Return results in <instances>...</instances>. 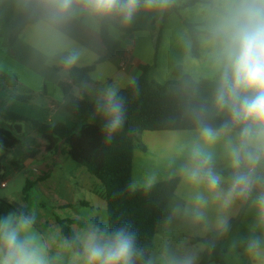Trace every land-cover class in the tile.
Instances as JSON below:
<instances>
[{"label":"clouds","instance_id":"9594fccd","mask_svg":"<svg viewBox=\"0 0 264 264\" xmlns=\"http://www.w3.org/2000/svg\"><path fill=\"white\" fill-rule=\"evenodd\" d=\"M175 0H21V7L37 20L41 35L58 39L69 21L83 17L95 26L114 21L129 25L137 13L163 12ZM199 43L215 76L211 110L227 119L219 127L208 122V108L190 103L193 140L182 185L191 193L184 214L194 226L220 232L229 228V214L238 201L251 200L257 222L264 228V0H202ZM81 52L61 57L64 69L77 65ZM107 139L125 122V108L114 86L97 103ZM223 145L227 177L216 170L215 148ZM175 211L179 212L177 208ZM214 212V215H210ZM36 212L10 210L0 215V264H56L49 245L35 230ZM61 248L71 252V264H136L143 257L137 235L127 226L109 230L88 222ZM246 253L264 264V235L248 239ZM195 255H170L166 264H195ZM152 264V261H147Z\"/></svg>","mask_w":264,"mask_h":264},{"label":"crops","instance_id":"0c3cea01","mask_svg":"<svg viewBox=\"0 0 264 264\" xmlns=\"http://www.w3.org/2000/svg\"><path fill=\"white\" fill-rule=\"evenodd\" d=\"M200 4L181 10L180 15L172 13L167 16L161 28L162 39L158 52H156L155 44L159 28L155 26V23L162 20L164 11L145 12L141 9L133 21L127 25L132 29L129 34L111 25L109 32L120 42L121 46L113 58L98 64L95 70L89 74L90 82L84 84L83 87L88 98L92 102H98L105 89L112 86L116 87L119 93L134 83L141 75V65L153 66L156 64L149 76L161 84L178 79L174 74L177 67H181L184 74L192 76L195 80L210 79L209 74L212 69L208 73L204 68L205 62L210 64L205 50L201 47L200 57H193V40L185 26V22L201 25ZM22 9L21 0H0L1 105L5 110L39 122L49 124L63 122L70 128H74L78 125V119L60 105L65 102V95L60 85L61 83H71V69L67 71L64 69L61 57L68 51L76 49L81 52V58L74 67L85 68L94 65L107 52L101 36V25L97 27L83 17L73 19L60 29L61 35L56 39L41 35L37 23H35L27 26L11 47L9 39L12 27ZM73 93L80 97V88L74 87ZM12 94L29 95L32 96V99L29 102H20L14 99ZM21 125L22 130L18 134V137H21V142L33 145L32 142L38 140V144L41 145V135L29 132L24 123ZM10 131H15L12 123ZM193 138V130L144 131L139 135V141L134 148L133 189L137 190L174 177L180 178L176 195L170 203L169 215L158 226L154 250L151 254L152 264H166V258L170 255L184 256L187 254L195 255V264H199L203 252L206 251V245L203 242L195 241V239H206L213 231H216L212 227L206 230L203 237H194L190 233L185 235L182 240H176L175 236L169 233L170 224L173 222L177 223L179 219L183 222L190 221L183 209L190 199L191 193L182 185L180 172L182 166L188 161ZM59 145L58 150L48 153L54 154L55 161H59L62 155H68L67 146L63 142H60ZM2 149L6 151V154L3 155L0 152V171L3 169L1 159L5 156L13 157L15 155L13 149ZM32 160L34 159L24 161L20 164L22 165L20 169H28L32 165ZM215 163H220L219 165L227 163L222 144H218L215 148ZM47 167H49L48 163L45 164V169ZM217 171L225 177L229 174L224 169H217ZM37 173L39 174L37 182L47 180V178L40 177L43 173L42 170H38ZM102 201L105 204L103 207H107L104 197ZM86 205L90 206V202ZM66 206L67 204H64L60 207ZM177 208L180 209L179 212L175 211ZM244 208L243 219L245 220L248 206L246 202L238 201L229 214V221L238 217ZM214 214V212L210 213V215ZM176 216L180 218L178 219ZM54 227L55 234L44 235L41 233L49 245L50 257L53 253H58L62 240L65 238L61 233L60 225ZM199 244L203 247L200 248ZM248 259L250 264H257L249 255Z\"/></svg>","mask_w":264,"mask_h":264},{"label":"trees","instance_id":"16d2710c","mask_svg":"<svg viewBox=\"0 0 264 264\" xmlns=\"http://www.w3.org/2000/svg\"><path fill=\"white\" fill-rule=\"evenodd\" d=\"M202 0H175L174 5L165 10L164 21L168 15L193 7ZM37 23L36 18L22 9L13 24L9 44L13 47L18 36L29 25ZM114 25L125 33H131L127 26L121 27L114 21L101 24V36L106 47V55L101 57L90 67L70 70L71 83H61L65 95V102L60 104L64 110L78 119V125L70 128L63 122L44 123L29 117L5 110L0 102V118L6 123L14 124L15 131L0 127V144L5 149L14 150L13 166L20 169L24 161L36 159L42 152L50 153L59 149L60 142L67 146V153L71 160L87 168L102 184L103 196L107 203L109 230L120 226H127L137 235V247L143 251V257L138 258L136 264H147L151 260L154 250L155 237L158 226L168 217L170 203L176 195L180 183L179 177L170 178L140 189H133V159L134 148L139 141V135L144 131H181L193 130L195 125L188 115L190 103L203 104L208 108V122L219 127L227 119L226 115H217L211 110L210 102L215 88L214 79L195 80L184 74L181 67H177L174 74L177 80L161 84L152 80L150 71L156 66L141 65V75L136 81L118 93L125 108V122L123 127L107 139L103 131L104 118L97 112V103L92 102L85 94L84 84L90 82L89 74L100 63L113 58L120 49V42L109 32ZM185 26L193 40L192 55L200 57L199 43L200 25L185 22ZM161 31V30H160ZM161 32L156 38L155 49L158 52L161 45ZM79 87L81 96L74 95L73 88ZM20 102H29L32 96L12 94ZM21 123L27 126L29 132L41 135L45 141V149L40 151L38 142L33 145L21 142L15 134L22 130ZM19 158L20 160H17ZM47 176H43L45 179ZM30 182L26 191L31 188ZM24 211L26 209L22 208ZM10 210H20L14 204L0 197V215ZM245 213L242 209L238 217L229 221L227 232L213 231L208 238H196L203 242L206 251L203 252L199 264H225L224 257L227 250L224 240L239 226ZM61 233L71 238L75 232L72 226L78 224L76 220L58 219Z\"/></svg>","mask_w":264,"mask_h":264},{"label":"rangeland","instance_id":"374dc122","mask_svg":"<svg viewBox=\"0 0 264 264\" xmlns=\"http://www.w3.org/2000/svg\"><path fill=\"white\" fill-rule=\"evenodd\" d=\"M163 24L161 19L155 23V26L159 28L156 33L157 36L161 32ZM204 68L208 73L212 69L210 64L206 62ZM209 75L210 79H214L213 71ZM0 127L11 130V123H5L0 118ZM15 134L18 136L17 133ZM19 138L21 139V137ZM40 143L41 149L39 150L43 151L46 146L45 141L42 139ZM2 148L4 147L0 144V152L4 155L6 151ZM53 155L42 152L38 158L32 160V165L26 170L23 168L16 170L11 163L14 155L13 157L9 156L12 158L3 157L1 159L3 169L0 171V197L19 209H26V212L34 209L36 212L34 227L40 234H55L54 226L59 227L58 219L78 221V224L72 226L75 233L88 222L95 223L101 228H109L107 207H103L105 205L102 201L104 188L101 182L90 174L86 167L77 164L68 155L60 156L59 161H55ZM46 163L49 164L47 169H45ZM219 164L215 163L216 170L224 169L230 173L227 163ZM35 170H42L43 173L40 177L46 175L47 180L37 182L39 174ZM3 181L7 184L5 187L1 186ZM30 182H34V184L26 191ZM88 202H90V206L86 205ZM64 204L67 206L60 207ZM246 204L248 210L245 220L242 218L244 221L241 220L238 228L224 240L223 246L227 250L224 257L225 264H250L248 254L245 251L247 241L252 236L264 235V228L258 225L254 205L251 200ZM176 217L180 218L179 216ZM170 227L169 233L174 235L176 240H182L185 235L190 233L194 237H203L206 234V230L194 226L189 220L183 222L179 219L177 223L170 224ZM199 247L202 248L203 245L199 244ZM58 254L60 258L56 264H71V252L61 248L58 253H53L51 257L55 258ZM210 264L216 263L211 262Z\"/></svg>","mask_w":264,"mask_h":264},{"label":"built area","instance_id":"2783aa9c","mask_svg":"<svg viewBox=\"0 0 264 264\" xmlns=\"http://www.w3.org/2000/svg\"><path fill=\"white\" fill-rule=\"evenodd\" d=\"M1 186L2 187H5L6 186V182L3 181L2 184H1Z\"/></svg>","mask_w":264,"mask_h":264}]
</instances>
